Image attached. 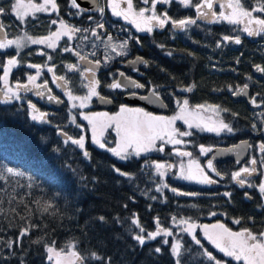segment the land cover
Here are the masks:
<instances>
[{
  "label": "trees",
  "instance_id": "1",
  "mask_svg": "<svg viewBox=\"0 0 264 264\" xmlns=\"http://www.w3.org/2000/svg\"><path fill=\"white\" fill-rule=\"evenodd\" d=\"M4 1L0 0V7H4L8 14L0 18L5 25L9 39H14L24 31L34 37L47 36L54 31L48 15H38L35 19L30 16L27 23L22 25L9 11L14 1L8 2V5ZM36 2L41 3V0H36ZM244 3L246 6H252L255 0H244ZM181 9L185 12L183 13ZM168 13L174 19H180L194 14L195 11L181 8L179 4L174 3ZM123 28V25L119 28H111L110 32L116 38L127 39L129 35L122 30ZM166 31L169 34L154 31L150 36L130 32L132 36L141 38L143 57L149 61L151 67L144 74V82H151L152 87L160 86L159 92L170 108V114L178 109L176 99L182 101L187 98L190 106L201 104L223 106L229 111L221 113V117L226 123L234 126L238 119L237 115H232L236 113V103L228 94L227 87L247 83L250 88H262L261 91L264 92V80L257 77L254 70V65L264 66V61L261 59L264 58V49L249 48L244 52H238V55L231 60V63L236 65L239 59L238 66H228L224 70L219 62L203 50L206 44L201 42L203 38H209L215 42L225 35L235 36V29L231 31V29L211 26L207 27V31L203 30L204 34L198 31L193 33L192 28L184 35L176 34L174 37L170 27H167ZM258 38H264V36ZM158 45H163V47ZM38 49L37 46H30L21 52L18 57L22 61L21 66L13 69L9 77L10 82L27 81L25 74H33L34 69L27 68L26 64L47 63L45 55L37 54ZM167 52L172 54L167 55ZM188 52L194 53V56H189ZM7 55H15V50L0 51V63H3ZM52 55L53 60L50 66H56L58 75L65 73L66 64L76 61L75 57L62 53L60 48ZM2 74L3 69L0 68V75ZM43 74L45 78L43 80H46L45 70ZM247 76H251L252 80H247ZM73 81L76 83L75 93L78 95L85 93L80 87L81 82ZM192 84L196 85L192 92L179 91L181 86ZM102 95L107 96L108 94L103 91ZM95 100L87 108L89 112H96ZM114 102V108L105 112L114 114L119 111V106L124 104L122 97L116 98ZM76 111L74 114L77 115V121L79 122L80 119V122H83L78 110ZM241 118L243 119L242 115ZM48 121L49 123L33 121L28 108L16 101L7 105L0 104V166L6 165L25 173L24 177L9 178V183L0 180V209H2V214H0V264H53L47 259L48 254L43 245L32 243L33 240L41 237L47 243L54 240L57 248L64 247L70 241L74 242L82 254L88 255L91 251H95L106 259L110 257L111 264H175V257L170 251L173 237H157L155 241H149L144 247H140L132 239L130 233L138 232V229L131 224L130 218L133 213L137 214L140 222L150 231L155 230V218L159 217L164 227L178 233L175 239L180 240L186 249H190L182 256V264H211L202 255V250L192 242L191 237L173 226L171 220L173 215L191 217L193 221L201 225L221 222L230 226L234 231H238L241 227V225L232 223L235 218H241L243 226L257 231L260 230L258 226L260 218L264 222V212H256L249 207L250 205L240 206V195L238 196L237 192L232 195L233 203H230L227 200L228 197L222 195L223 193L194 181L176 179L170 173L161 181V178L155 175L151 161L178 164V159L168 154L171 152L169 148L165 149V154L154 153L150 160L142 155L139 158L133 157L122 161L93 145L91 137L87 135L86 148L91 153V160H87L79 148L71 143L65 145L64 138L58 135V129H63L73 137L81 135L78 131L80 129L69 126L67 113L61 111L49 116ZM210 139L211 134L209 133L194 132V135L187 140L190 143L184 148L186 151L193 152V158L199 157L202 160L203 156L199 154L198 146L201 144L209 146ZM112 142L110 146H115V141ZM53 149H59V151L54 152ZM185 159L189 158L185 157ZM146 161H148V167H145ZM113 165L130 173L132 178L119 176L113 171ZM72 169H76L77 172L74 174ZM80 175L87 179L81 181ZM28 177H32L34 184L38 187L29 188L27 186L30 182ZM161 183H167L170 187L182 192H199L201 195L177 196L168 188H163L162 193L157 192L156 187ZM57 193L60 195L55 203L63 215L58 217L41 215L39 206L34 203V200L42 197L47 199ZM151 197H156V199H151ZM25 204L33 212V215L28 217L29 220L40 227L32 230L29 236L22 238L17 244L14 242L24 222L16 213L28 216ZM125 204L128 205L127 208L124 207ZM192 205L196 207H191ZM12 209H15V212ZM211 212H216L217 215L212 216ZM101 215L107 218V224H101L96 220V217ZM116 216L121 218V223L113 220ZM249 216L254 217L255 223L251 224L252 221L247 220ZM197 233L205 247L217 258L227 260L228 264H236L230 258L223 257L222 253L208 244L203 239L202 232ZM117 235L120 239L115 238ZM163 239H168L170 243L163 244L161 242ZM156 247L161 248L160 253L155 252ZM85 264H102V262L89 258Z\"/></svg>",
  "mask_w": 264,
  "mask_h": 264
},
{
  "label": "snow or ice",
  "instance_id": "2",
  "mask_svg": "<svg viewBox=\"0 0 264 264\" xmlns=\"http://www.w3.org/2000/svg\"><path fill=\"white\" fill-rule=\"evenodd\" d=\"M92 10L99 14V19H95L92 15H88L87 19L92 22L90 27H77L67 23L64 19L57 21L56 19L51 20L52 25L59 24L56 31H52L47 36L34 37L27 31L17 35L14 39L8 38V33L5 31V25L0 22V51L7 49H14L15 55H7L3 63H0V68L3 69V74L0 75V104H11L14 101H24L26 94L33 92L36 96L41 99L45 98L47 93V100L56 104L64 103L58 96L52 94V89L48 86V81L44 80L41 83H37L42 73L46 71L51 74L52 83L56 84L60 88L64 95L67 97L68 102L71 104L73 109H85L91 105L93 97L105 104H111L113 100L105 95H102L98 89L101 88V80L97 78V72L100 68L108 66L116 57H126L129 53V41L134 40L136 44L142 45L140 37H134L129 35L127 39H119L114 37L111 32L105 27L107 21L104 19L106 9L110 10L111 15L119 19L124 20L126 23L131 24L135 27L137 32H146L151 34L155 28L164 29L167 25H171L173 30H179L181 32H187L190 26L197 25L198 20H203L207 23H221L226 22L230 25H243L240 29L248 36H264V0H255L254 5L246 6L244 0H142L144 5L149 7H139L134 5L133 0H91ZM173 3L179 4L185 9H193L195 11V17L186 16L180 19H174L169 15L167 8L163 11H158L159 6L171 7ZM216 5L219 6L220 11H216ZM71 8L76 9L75 15H83L89 12L88 8H82L77 0H70ZM11 14L15 15L16 19L20 21L22 25L27 23V18L32 17L35 19V14L40 12L56 13L57 16L60 14L59 5L57 0H42L41 3H37L36 0H14L11 4ZM8 14V11L4 7H0V16ZM99 30V31H98ZM124 30V29H122ZM126 31V30H125ZM81 34V41L88 40L89 35L95 37V40L91 41V48L97 49L98 44H103L104 60L103 63L99 58L95 61L89 59V56H96V52L92 51L84 53L83 48L77 46L79 50L72 47H63L62 52H71L77 57V63H68L65 65L66 69L70 73H79L80 76V87L86 88L87 92L83 95H78L74 91V82L71 77L65 75H58L56 72V66H49L48 63L44 64H33L28 63L26 67L34 69V74L26 73L27 81L15 83L10 82L9 77L11 76L13 69L20 67L22 61L18 59L21 52L30 47L31 45H43L46 48L51 49L53 52L56 51L59 46V41L62 37L67 36L68 40H72L76 34ZM88 34V35H85ZM196 43V41H193ZM224 42H232L237 45L241 44L240 36H222L221 40L217 41L216 47H222ZM163 47V45H158ZM38 55H47L41 51ZM115 54V55H113ZM167 55H171V52H167ZM189 56H194V53L188 52ZM47 60L52 61L53 57L47 55ZM83 63L84 67L81 69L80 64ZM239 63V59H237ZM143 64L145 67L149 66V61L143 57L137 56L133 60L128 61V65L133 67V70H137L135 65ZM256 72L264 74V66L254 65ZM163 71V69H162ZM247 80H252L251 76L246 77ZM87 83H83V81ZM151 84V82H149ZM72 85V86H70ZM104 87L115 91L117 89H146V85L139 83L137 80L127 76L124 72L118 73V78L113 79L111 83L104 84ZM160 86H153L147 88L146 95H140L133 91L130 93L131 97L143 101L145 105L159 104L161 107H167L159 92ZM196 87L195 84L189 86H181L179 91L181 92H192ZM249 85L245 83L243 86L237 85L235 88L229 85L227 90L232 92L234 96H248ZM223 90V89H221ZM215 91V89H214ZM22 93L24 95L22 96ZM257 95H260L257 93ZM176 105L179 111L173 116L155 115L148 111L146 107H133L128 104H121L119 111L114 114L107 112L97 113H80L83 120L87 121L91 131V143L111 153L114 157L119 160L126 161L133 157L139 158L142 155L147 156L151 152H158L165 154L166 146L171 145L175 156L180 157L181 160L178 164H171L167 161H151V167L155 170V175L164 180L166 175L173 169L178 168V179L186 181H194L201 185H215L219 181L213 178L219 177L221 180L225 178L224 173L219 171L213 161L216 156L208 159L206 166L202 167L197 159L193 158V152L181 150L180 147L186 146L190 141H186L185 137H192L194 131H207L215 133L219 136L221 133L226 132L234 134V129L230 123H226L221 117V113L228 112L226 108H222L219 105L212 104H201L196 106H190L187 98L182 101L176 99ZM249 102L254 107H260L261 104L257 102L255 96L249 97ZM27 106L30 117L33 121L41 123H49L46 112L41 111L36 104L32 103L31 100H27ZM201 112H210L215 119H205L201 116ZM71 116L70 123L75 125L76 128L81 129L83 132L85 129L81 124L76 122V116ZM233 116L238 114L232 113ZM264 116V113H260ZM177 121H182L187 126V130H181L176 126ZM264 123V121H262ZM66 127V126H65ZM253 129H256L257 125H252ZM108 129L115 131V146H110L112 141L105 137V133ZM58 135L64 138L63 143L68 145H75L82 151V155L85 159L91 160V153L86 148V137L85 135H79L73 137L68 135L63 129H58ZM247 140H242L239 144H235L230 148L217 149L216 151L221 154H228L236 152L240 154L244 149L251 148ZM199 154L207 156L208 153L213 152L212 146H205L203 144L198 146ZM258 150L261 154H264V143L258 145ZM54 152H58L59 149H53ZM171 155V153H168ZM184 157H188V163L185 164L183 161ZM239 159L237 163H239ZM148 161L145 162V167H148ZM264 156L258 161L256 157H252L248 161L247 166L241 167L237 171L230 173V179L232 182L240 187L256 188L260 193L261 199H264ZM73 173L77 172L76 169H72ZM113 171L119 176L132 178V175L128 172L122 171L113 165ZM254 175L260 176V182L258 184L253 183L249 177ZM25 173L18 169L7 167L6 165L0 166V180H4L5 183H9V178L24 177ZM29 188L38 187L34 184L33 178L28 177ZM81 181L87 178L80 175ZM95 179V178H93ZM163 188H168L177 196H192L196 197L201 195L199 192H182L177 188L170 187L167 183H161L156 187L157 192L162 193ZM42 190V189H41ZM60 194H54L50 198H41L34 200L39 206L41 215L47 214L48 216L58 217L63 214L60 213L55 200ZM223 196L228 197L231 200L232 193L225 191ZM245 197L252 199V197L245 192ZM15 199V197H13ZM131 199V198H130ZM156 199V197H151ZM23 203V201H21ZM25 210L28 212V216L20 215V220L24 222L19 230V235L14 243L19 244L22 238L29 236L32 230L40 227V225L32 223L29 220V216L33 215L32 209L27 204L24 205ZM128 207L127 204L124 205ZM191 207H196L192 205ZM264 207V205H261ZM51 210V211H50ZM15 212V209H12ZM2 214V209H0ZM212 216L217 215L216 212H211ZM96 220L101 224H107L108 220L105 216H98ZM116 223H121L119 216L113 217ZM131 224L138 229V232H131V237L140 247H144L149 241H155L157 237H173V242L170 244V251L173 257H175V264H182V256L190 251L186 249L180 240L175 239L178 233H174L171 229L164 227L159 217L155 218V230H148L141 222L136 213H133L131 218ZM172 224L175 228H178L180 232L186 233L191 237L192 242L202 250V255L207 258L211 264H228L227 260L217 258L213 252L209 251L205 247L202 240L199 238L197 229L203 234V239L212 245L219 253L223 254V257L230 258L235 261L236 264H264V227L260 230H254L249 227H245L242 224L241 218H235L232 220L233 224L241 225L238 231H234L226 224L217 222L214 224H197L192 220L191 217H177L173 215L171 217ZM248 221L255 223L254 217L249 216ZM47 227V225H44ZM116 239H120L117 235ZM163 244L168 245L170 242L168 239L161 241ZM34 244H42L45 251L47 252V259L52 261L53 264H85V261L89 258L96 261H101L102 264H111V258H105L95 251H91L88 255L82 254L77 248V244L74 242H68L64 247L57 248L56 242L53 240L51 243L44 241V238L33 240ZM11 247V244H9ZM156 253L161 252L160 247L155 248Z\"/></svg>",
  "mask_w": 264,
  "mask_h": 264
},
{
  "label": "flooded vegetation",
  "instance_id": "3",
  "mask_svg": "<svg viewBox=\"0 0 264 264\" xmlns=\"http://www.w3.org/2000/svg\"><path fill=\"white\" fill-rule=\"evenodd\" d=\"M13 1L14 0H10L11 3ZM8 2H9L8 0L4 1L5 4H7ZM102 2H106V0H102ZM37 3H39V2H37ZM133 3H134V5H136L137 8L149 7V5H144L142 3V0H133ZM57 4L59 5L60 14H59V16H57V14L53 12L50 15V20L56 19L57 21H59L62 18L67 23H69L71 25L81 27V28H85V27H90L92 25V22L87 19L88 15H92L95 19H99V14L96 13L95 11H93L92 9H89V8H88L89 12H87L83 15L73 14L76 12V9H73L69 6L70 0H57ZM173 6H174V3L171 7L158 5V11H163L164 8H167V11H169L170 8H173ZM81 7L86 8L84 6H81ZM181 8H183V7H181ZM181 11L183 13L185 12V11H183V9H181ZM216 11H220L218 5H216ZM106 16L109 18H107ZM188 16L195 17V13L188 15ZM104 19L107 21L105 27L108 29L109 32L111 31V28L112 29L115 27L119 28L122 25L121 24L122 21L119 18L112 16L110 10H107V9L105 12ZM211 26L223 27L226 30L231 29V31H233V29H235V32H236L235 36L238 35L241 38V44H239V45L232 43V42H224L222 44V47H220V48L216 47L217 41L212 42L211 39H209V38H203L202 42L200 41L201 43L206 44V47L203 46V50L208 52L213 57L212 59L216 60V62H219L220 66L224 70L227 69L228 66H231V67L232 66H235V67L238 66V63L236 65L231 63L232 58L235 55H238V52H244L245 50H247L249 48L250 49L251 48H253V49L258 48V50L264 49V38H258L259 36H248L247 33H244L243 31L240 30L243 27V25H230L226 22L207 23L203 20H198L197 25L190 26L189 31H190V29L192 30V28H193V33L194 32L197 33V31H198L200 33L203 32L205 34L204 31H207V27H211ZM51 27L54 31H56L57 28L59 27V24H56V25L51 24ZM167 27L171 28V25L170 24L167 25L164 29L155 28L153 30V32L159 31V32H163V33L164 32L168 33V31H166ZM202 27H204L206 29H204ZM123 29H124L123 31L126 30L127 35H131V33H130L131 31L134 33H141V32H137L136 29L132 26L131 27L126 26ZM172 33L174 34L173 35V37H174V36H176V34H181V36H182L187 32H181L179 30H173L172 29ZM111 34H112V32H111ZM151 34L144 32V35L150 36ZM85 35H88V34H85ZM80 36H81V34H79V33L76 35V40L74 43H71L70 41H68L67 36L63 37L64 39L62 38L61 42H63L64 45H61V42H60V44H59L60 51L63 47H72L74 49L79 50V48L77 47V41L80 39ZM232 36H234V35H232ZM89 38L91 40L92 39L95 40V37H91L90 35H89ZM219 40H221V38ZM200 42H198V43H200ZM150 47H152V45H150ZM59 48L57 47L56 51L52 52V53L55 54L59 50ZM141 49H143L142 45L136 44L135 41H129V53L126 57H118V58L114 59L108 66L102 67L98 70L97 78L101 80V88L98 89V91H100L101 94L103 91L107 92L108 95L106 97H109L112 100H115L118 97H122V100L124 102V95H122L121 93H119L117 91H112V90L103 86L104 84L111 83L113 79L118 78L119 72H124L127 76L131 77L132 79L137 80L139 83L145 84L147 87H146V89H142L143 92H141V91L140 92L136 91V92L138 94H141V95L147 94V88L152 87V85L149 84V82H147V81H146V83L144 82V74L149 69H151L150 65L148 67H145L143 64H137V65H135V68L137 69L135 71L133 70L132 66L128 65L129 60H133L137 56L143 57V53H142L143 50H141ZM92 51L96 52V56H89L88 58L93 60V61H95L97 58H99L101 60V62L103 63L104 51L99 50L98 48L94 50L91 48V45H89L87 47V50L84 51V53H89ZM62 53L66 54L68 56H71V57L72 56L75 57V60H76L75 63H77V57L74 56L71 52H62ZM84 53L82 52V54H84ZM144 59L147 60L146 58H144ZM261 59H262V61H264L263 57ZM75 63H72V64H75ZM80 67H81V69H83V67H84L83 63L80 64ZM32 71L34 74L35 70H32ZM45 72L47 74L46 80L48 81V86H49V88L52 89V94L58 96L61 100L64 101V103H62V107L61 108L53 107L52 105H50L47 102L46 98L41 99L40 97L36 96L33 92L27 93L25 100L20 101L18 103L21 104L22 106H26L28 108L27 100H31V102L36 104V106L41 111L49 114L47 116V120L49 119V116H53V115H56L57 113H60L61 111H65L67 113V116L69 117V121H70L71 116L69 115V113L71 112L74 114L75 109H73L71 107V104L68 102L67 97L64 95V92L60 88H58L56 86V84L52 83L51 74H49L46 71V69H45ZM57 74H59V73L57 72ZM63 75H65L67 77H71L72 80L80 81L79 73H70L67 71L66 67H65V73ZM256 75L260 79L264 80V74L256 72ZM43 79H45V78H44V74L42 73V75H41L40 79L37 81V83L43 82L44 81ZM254 80L255 79H253V81ZM237 85L243 86V84H239V83ZM233 88H235V86ZM261 89L262 88L255 89V88L249 87L248 88V96H234L232 94V92L228 91L229 92L228 94H230V97L236 103L235 104L236 113L238 114L237 115L238 119L235 121V125L232 126L234 129V134H229V133L223 132L219 136H217L215 133L214 134L212 133L211 139H210L211 144L209 146H212L214 151L208 153L207 156H203V159L200 161L201 166L204 167L206 165V162L208 161V159H210L214 156V152L217 149L230 148L235 144H239L242 140H247L249 142V144L252 145V147L249 148V153H248L247 159L241 161L239 164H237V160H234L231 158L230 159H223V160H216L214 162V164L216 165V167L219 171L226 174L225 178L223 180H221L220 178L213 176V178L218 180L219 182L215 185H211V186L205 185V186L209 187L210 189H212L216 192H221V193L228 191V192H231L232 195H234L235 192H237L238 196L240 195L239 196L240 197L239 198L240 206L250 205L249 207H252L256 212H259V213L264 212V207H261V205H264V199H261V196H260V193L258 192V190L256 188H248L246 186L245 187L238 186L237 184H235L234 182L231 181L230 173L233 171L239 170L243 166H247L248 161L252 157H256V159L259 161L260 158L262 156H264V154H261L258 150V145L260 143H264V123H262V121H264V116L260 115V113H264V92H262ZM257 93H259L260 95H257ZM23 95H24V93H22V96ZM250 96H255L257 99V102L260 103L261 106L260 107H254L249 102ZM96 108H97V110H96L97 113L103 112V111L98 110L97 105H96ZM222 108H224V107L222 106ZM241 115H242L243 119L241 118ZM163 116H168V115H163ZM76 120H77V115H76ZM79 121H80V119H79ZM253 124L257 125L256 129H253V127H252ZM69 126L71 128H73V126H75V125L70 123ZM240 156H241V153L239 155L236 154L237 159H239ZM260 171H264V169H260ZM249 179L253 183L258 184L260 182L261 177L254 175L252 177H249ZM245 192H247L252 197V199L246 198L244 195ZM255 198H256V200H255ZM227 200H228V202L233 203L232 199L229 200V198H228ZM250 223L253 224V222H250ZM258 226H259V229L264 227V222L261 218L258 222Z\"/></svg>",
  "mask_w": 264,
  "mask_h": 264
},
{
  "label": "rangeland",
  "instance_id": "4",
  "mask_svg": "<svg viewBox=\"0 0 264 264\" xmlns=\"http://www.w3.org/2000/svg\"><path fill=\"white\" fill-rule=\"evenodd\" d=\"M9 2H10V0H8ZM41 2H42V0H41ZM52 14V13H51ZM51 14H49V13H46V12H40V13H36L35 14V17L36 16H38V15H45V16H47L48 15V17H50V15ZM29 18V17H28ZM27 18V19H28ZM122 22H121V24L123 25V26H132V27H134L133 25H131V24H128V23H126L124 20H122V19H120ZM135 28V27H134ZM189 31V30H188ZM187 31V32H188ZM77 35V34H76ZM76 35L74 36V38L72 39V40H68V41H70L71 43H74L75 42V40H76ZM63 38V37H62ZM62 38L60 39V41H59V44H60V42H61V40H62ZM68 38V37H67ZM64 39V38H63ZM91 41H93V39L91 40L90 38H89V40L87 41V40H84V41H81V39H79L78 41H77V46L79 45L80 47H82L83 48V53H84V51H86L87 50V47L89 46V45H91ZM97 44H98V49L99 50H103V51H105V49H104V47H103V44H100L98 41H97ZM61 45H64L63 44V42H61ZM31 46H37V47H39V49H38V51L39 52H41V51H43V52H45L47 55H51V56H53L52 54V52H51V49H49V48H46V47H44L43 45H31ZM58 48H59V46H58ZM47 55H45L46 56V59H47ZM113 55H115V54H113ZM104 56V55H103ZM116 58H118V57H116ZM115 58V59H116ZM47 63L49 64V66L52 64V61H48L47 60ZM78 81V80H77ZM74 82V88L76 87V83H75V81H73ZM81 82V81H80ZM83 83H87V81H83ZM70 86H72V85H70ZM82 89V88H81ZM82 91H84L85 93L87 92V89L86 88H83V90ZM84 94V93H83ZM82 94V95H83ZM96 98L95 97H93V99H92V101L94 102V100H95ZM76 110H78V113L80 114L81 112H83V113H90L88 110H87V108H85V109H79V108H75ZM75 110V111H76ZM179 111V109H177L173 114H170V115H168V117H170V116H173L174 114H176L177 112ZM77 112V111H76ZM103 113V112H102ZM107 113H109L110 114V112H107ZM72 115H74L73 113H72ZM76 116V115H75ZM201 116L202 117H204L205 119H215V117H213L212 116V114L210 113V112H201ZM223 118V117H222ZM82 121L83 122H78L77 120H76V122L79 124H81L83 127H84V131L82 132L81 131V129L80 130H78L79 131V133L81 134V135H85V137L87 136V135H89L90 137H91V131H90V126L88 125V123H87V121H85V120H83L82 119ZM37 122V121H36ZM226 122V121H225ZM38 123H41V122H38ZM176 126L177 127H179L181 130H187V126L185 125V124H183V122L182 121H177L176 122ZM193 131L194 132H198V133H209V134H212V132H207V131H198V130H195V129H193ZM214 134V133H213ZM105 137L107 138V139H109L110 141H115L117 138H116V136H115V131L113 130V129H108L107 131H106V133H105ZM190 137H185V138H183V139H185L186 141L189 139ZM94 145V144H93ZM177 147H180L181 148V150H186L184 147V145H181V146H177ZM171 149V155L173 156V158H177L178 159V162L177 163H179V161L181 160V158L180 157H177V156H175V154H174V152H173V149H172V146L171 145H168V146H166V149ZM154 153H156V152H151V153H149V154H147V156H143V157H147L149 160L151 159V158H153L152 157V155H154ZM197 160H198V162L199 163H201L200 161V158L198 157V158H196ZM183 161H184V163L185 164H187L188 163V159H185V157L183 158ZM170 163V162H169ZM171 163H173V164H176V163H174V162H171ZM170 173V172H169ZM172 175H174L175 176V178L176 179H178L177 178V175H178V168H174V173L172 174ZM180 180H182V179H180ZM183 181H186V180H183ZM215 223H217V222H215ZM212 224H214V223H212ZM230 227V226H229ZM198 231H200V229H197V232ZM201 232V231H200Z\"/></svg>",
  "mask_w": 264,
  "mask_h": 264
},
{
  "label": "water",
  "instance_id": "5",
  "mask_svg": "<svg viewBox=\"0 0 264 264\" xmlns=\"http://www.w3.org/2000/svg\"><path fill=\"white\" fill-rule=\"evenodd\" d=\"M77 3H79L81 6H84L86 8L92 9L91 0H77ZM115 91H117V92L125 95L124 102L126 104H128V105L144 106L147 109L152 110V111H155V112L164 113V114H168L169 113L168 107H166V108L165 107H161L159 104H155V105H145L143 101H140L138 99H135V98L131 97V95H130L131 92H133V91H135V92L136 91L143 92L142 89H132V88H129V89H125V90L117 89ZM45 98L47 100V93L45 95ZM47 102L50 103L53 107H56V108H61L62 107V104H56L54 102H49L48 100H47ZM97 103H98V108L99 109L110 110V109H112L114 107V102H112L111 104H105V103H102L101 101H99L97 99ZM240 153H241V156L239 158V161L241 162V161L247 159L248 153H249V148L244 149ZM236 154H237L236 152H232V153H228V154L221 155L217 151H215L214 152V156H216V159L213 161V163L216 160H223V159H230V158L231 159H234V160H238L237 157H236ZM239 163H237V164H239ZM206 164H207V162H206ZM173 171H174V168L171 170V172H173ZM211 175L214 176V174H211Z\"/></svg>",
  "mask_w": 264,
  "mask_h": 264
}]
</instances>
